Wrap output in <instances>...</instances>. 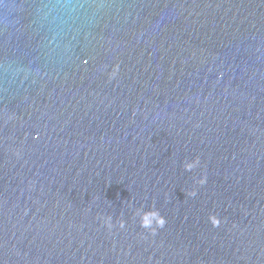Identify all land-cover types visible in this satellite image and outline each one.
<instances>
[{
    "label": "water",
    "instance_id": "95a60500",
    "mask_svg": "<svg viewBox=\"0 0 264 264\" xmlns=\"http://www.w3.org/2000/svg\"><path fill=\"white\" fill-rule=\"evenodd\" d=\"M0 264H264V0H0Z\"/></svg>",
    "mask_w": 264,
    "mask_h": 264
},
{
    "label": "clouds",
    "instance_id": "9594fccd",
    "mask_svg": "<svg viewBox=\"0 0 264 264\" xmlns=\"http://www.w3.org/2000/svg\"><path fill=\"white\" fill-rule=\"evenodd\" d=\"M114 75L115 73H113V76ZM197 163H199V158H197L196 161H194L191 164H186L185 167L186 169L191 170V168L194 167L195 164ZM206 179H207L206 176H202L197 183L203 185L204 183H206ZM189 195L195 196L196 193L195 191H193L189 193ZM209 219L213 227H218L221 224V219L218 218L216 215H210ZM106 223L109 228L112 226L111 217L107 218ZM165 224H166L165 217L160 215L158 211H151V212L141 214V227L149 230L153 235L156 234L157 229L163 228ZM120 227L121 228L124 227L123 221L120 222Z\"/></svg>",
    "mask_w": 264,
    "mask_h": 264
}]
</instances>
